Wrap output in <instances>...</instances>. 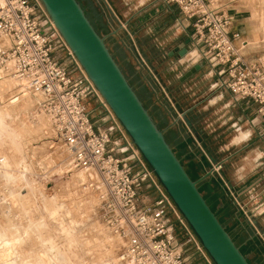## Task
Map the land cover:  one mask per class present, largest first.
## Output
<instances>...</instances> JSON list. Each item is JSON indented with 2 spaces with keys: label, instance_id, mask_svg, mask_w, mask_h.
Instances as JSON below:
<instances>
[{
  "label": "rangeland",
  "instance_id": "374dc122",
  "mask_svg": "<svg viewBox=\"0 0 264 264\" xmlns=\"http://www.w3.org/2000/svg\"><path fill=\"white\" fill-rule=\"evenodd\" d=\"M79 2L105 39L130 84L163 129L167 141L178 153L177 142L183 139L185 150H194V134L189 129V122L194 114L181 112L179 106L180 103L183 108H188L193 102L190 97H182V78L185 75L183 72L193 64L203 63L206 66L207 69L199 76L200 80L203 79V92L197 97L199 99L207 93L211 94L209 99L213 105L208 110L211 119L207 124L211 127L201 131L203 141L196 143L204 155H207L208 151L213 154L217 152L221 159L230 152L227 148L223 152L219 151L222 145L238 135L241 130L249 132L248 137L238 142L231 151L251 143L244 148L250 158L244 161L248 169L243 171L242 176L247 185L258 181L252 186H259L255 194L260 195L249 200L251 194L240 196L229 189L220 172H231L232 169L224 167L223 164L219 171H210L204 176L203 181L212 185L215 180L220 186H224L234 208L230 209L231 225L226 221L223 222L224 225L251 264H264V214H261V209L253 212L259 203L252 205V202L264 195V165L259 167L255 161V158L264 152V140L257 137L263 129L256 128L260 123H247L245 120L239 124L234 123L238 121L242 111L233 104L227 107L233 99L231 93L217 85L218 76H208L209 66L197 57L192 56L175 66L173 71L168 70L169 64L177 56H169L166 53L168 47L156 49L155 45L159 42L166 44L167 39L175 36V43L183 42L189 37L183 30L187 21L180 9L172 4L174 10L168 11V3L164 0ZM219 2L234 8V12H238L241 18H249L256 26L254 37L247 38V54H264V0ZM141 18L144 20H140ZM190 32H193L191 26L188 27V34ZM188 49L194 51L195 47L190 44ZM189 54L192 55V52ZM61 57L65 64L70 65L66 51L61 52ZM4 83L9 84L7 81ZM10 86L6 85L2 90L0 85V111L3 110L8 118L11 116L9 120L6 119L4 126L0 127V154L4 156L6 166L17 172L16 184L19 185V193L15 198L23 208L22 229L17 232L10 222L2 220L0 264H121L118 258L123 250V242L99 219L97 200L84 189L87 178L80 181L78 177V172L82 169L73 166L64 144L55 138L47 118L38 111L34 97L20 94V88L14 80ZM15 95L19 97L17 101L13 100ZM87 103L93 120L103 116L104 111L99 113L101 109L96 98H89ZM3 111L1 113L4 114ZM214 130L216 131L213 132ZM146 164L150 168L147 162ZM254 166H257V169L252 171L250 168ZM7 175L11 177L8 173ZM229 175L233 180L240 182L241 174ZM156 181L161 191L156 186L149 187L147 183L143 185L142 195L145 201L155 202L161 197V192L165 195L169 200V216L188 262H203L204 256L209 254L157 177ZM244 184L240 182L238 185Z\"/></svg>",
  "mask_w": 264,
  "mask_h": 264
},
{
  "label": "built area",
  "instance_id": "2783aa9c",
  "mask_svg": "<svg viewBox=\"0 0 264 264\" xmlns=\"http://www.w3.org/2000/svg\"><path fill=\"white\" fill-rule=\"evenodd\" d=\"M164 1L176 5L187 21L185 27H192L190 43L197 59L209 66L211 77H219L217 85L236 102L256 103L264 121V54H243L248 42L232 30L230 8L219 0ZM62 51L67 52L70 65L63 62ZM6 79L17 82L20 94L34 97L73 166L85 172L84 189L96 198L99 219L123 242L121 264H191L169 216V200L161 192L159 199L148 203L142 195L146 183L160 190L153 170L42 0H0V80ZM89 98L98 100L99 113L104 111L97 120L92 119ZM221 168L222 163H216L213 171ZM16 173L0 154V226L5 219L18 232L23 208L15 198L19 193ZM199 264L215 263L205 255Z\"/></svg>",
  "mask_w": 264,
  "mask_h": 264
},
{
  "label": "water",
  "instance_id": "95a60500",
  "mask_svg": "<svg viewBox=\"0 0 264 264\" xmlns=\"http://www.w3.org/2000/svg\"><path fill=\"white\" fill-rule=\"evenodd\" d=\"M57 29L215 264H251L153 119L79 0H42ZM191 39L177 52L184 57ZM174 51L171 52V55ZM202 68L197 64L182 78Z\"/></svg>",
  "mask_w": 264,
  "mask_h": 264
},
{
  "label": "crops",
  "instance_id": "0c3cea01",
  "mask_svg": "<svg viewBox=\"0 0 264 264\" xmlns=\"http://www.w3.org/2000/svg\"><path fill=\"white\" fill-rule=\"evenodd\" d=\"M166 6H167L168 11L174 10V5L167 4ZM230 10H231L230 12L234 18L232 30L240 32L241 36L243 38L242 40L247 41L248 40L247 38L254 37L255 31H256V26H254L251 23L249 18H246V17L241 18V16L239 15L238 12H236V11L234 12V8H230ZM140 20L143 21L144 19L141 18ZM183 30L186 31V35L189 36L188 38H190L191 32L188 34V27H183ZM176 37L177 36H175L174 38L167 39L165 42L166 44H163L164 42L163 43L159 42L158 44L155 45L156 49H160V47L166 46V47H168V50L166 51V53L169 56H177V57H175V60L172 61V63L169 64V66H168V70H170V71H173L175 66H177L178 64L184 63L185 60H187V59L189 60L192 56L196 58L198 55L197 51L194 50V51H190V52H192V55L188 54L186 57H181L177 52L178 46L181 42L175 43ZM190 44L188 45V48H189ZM237 44L241 45V41H237ZM172 51H174L173 55H171ZM247 51L249 52V44H247L245 47H243L242 52H243V54H245L248 57H253V56H249L247 54L248 53ZM196 65L197 64H193V66L189 67V69L184 71L183 74H186L189 70H191V68L195 67ZM201 66H202V68L200 71L196 72L191 77L187 78L186 81H184V82L182 81V85L184 87V89L182 90V97H185V96L190 97L191 99H193V102L190 104V106L188 108H183L181 106V104L179 103L181 112H183V113L191 112L194 114L193 118L189 122V129L194 134V136H193L194 137V139H193L194 150L193 149H190L188 151L185 150V148L183 147L185 145V139L182 140L184 142H182V141L177 142V149L179 150V153L176 151V148H174L172 145L171 146H172L173 150L176 152L177 157L180 159V161L184 165V167L187 170V172L189 173V175L192 177L193 180L197 181L198 187H199L201 193L206 198L207 202L209 203V205L211 206L213 211L216 213V215L219 218V220L221 221V223L224 225L223 222L226 221L231 225V223H232V221H231L232 212L230 211V209L234 210V208H232L233 202H232L231 198L229 197L228 193L225 191L224 186H220L219 183H217L218 181H215V180H214V184L210 185L209 182L206 183L205 180L203 181V178L210 171H213L214 166L216 164L215 162L222 163L224 167L228 166L229 168L232 169L231 172L230 171L227 172L225 170H222V172H220L222 178H224V180L226 181V185L229 189L235 191L240 196H249V194H251L249 200H252V199H254V197H257L258 195H260V194H258V195L255 194V192H257V190H258L257 188H259V186H254V185L252 186V184H256V182H258V181L256 180V182H253L252 184L247 185L246 179L243 180L244 178L242 176L243 171L245 169L246 170L248 169V166L246 164H244V161L250 158V156L247 155L248 153H246L247 152L246 149H244V148L250 146L251 143H246V144H244V146L235 148L234 150L231 151L232 147H235V145L238 142H240V141H242L248 137L249 132L241 130L238 135L231 138L225 145H222L219 148V151L223 152L227 148V151H230V152H228V154L221 159L219 158L217 152H215L213 154V153H210V151H208L207 152L208 156L206 154L204 155L203 153L200 152L199 146L197 145V143H200L203 141V136L201 134V131L208 130L211 127L210 125H207L211 119V116H210V113L208 112V110L213 105L209 99L211 94L207 93V94H205V96H202L199 99L197 97L201 92H203L202 91L203 88L201 87V85H202L201 81L203 79L200 80L199 76H200V74L204 73V71L207 69L203 63L201 64ZM208 76H211V75L208 74ZM210 89H212V88H210ZM208 99H209V101H208ZM234 102H236V101H234V99H231V101H229V103L227 104V107H230L233 104L234 106H238V108L242 111L241 115L238 116V121H236L234 123L239 124V122H242L244 120L247 123L248 122L253 123V124L260 123L256 128L257 129H263V132L261 134H259L260 136L258 135L257 137L260 138V140H264V135H263L264 134V121L261 119V117L259 116V114L257 112L258 111V105L252 101H250V102L240 101V102H236V104H234ZM256 114H258V115H256ZM254 117H256V118H254ZM153 119H154V117H153ZM228 120H229V118H228ZM155 122L157 123V121H155ZM215 131L216 130H214L213 132H215ZM210 154H211V156H210ZM207 159H210L212 161L209 162V160H207ZM255 161L258 162L257 166H259V167L261 165H264V152H262V154H260L258 157H256ZM257 166H254V168H250V169L252 171H255L257 169L255 167H257ZM231 173H236L237 175L241 174L239 176L240 177L239 181L242 183H245L244 186H239L238 184L240 182H238V180H233L232 177L229 175ZM260 179L262 180V178H260ZM200 182H202L201 187H200ZM257 203H259V205L254 208L253 212L255 210L261 209V212H262L261 214H264V195L260 196L259 199L256 200V202H252V205H255ZM245 205L247 206L248 204L246 203ZM243 209H245V208H243ZM224 227L227 229L226 225H224ZM227 231H228V229H227ZM231 237L234 240V237L232 235H231Z\"/></svg>",
  "mask_w": 264,
  "mask_h": 264
},
{
  "label": "bare ground",
  "instance_id": "6f19581e",
  "mask_svg": "<svg viewBox=\"0 0 264 264\" xmlns=\"http://www.w3.org/2000/svg\"><path fill=\"white\" fill-rule=\"evenodd\" d=\"M190 53V51H188V53L184 56V57H186L188 54ZM5 81H7L9 84H6V83H4ZM13 81V80H12ZM12 81H9L8 79H6V80H4V81H1V83H0V85L3 87V88H5L6 87V85L8 86H10V83L12 82ZM11 87V86H10ZM14 98H13V100H15V101H17L18 99H17V97H16V95L15 96H13ZM15 101H11V102H15ZM2 107V106H1ZM1 111H3V110H1ZM1 111H0V127H1V125H5V122H6V119L8 118L7 116H6V114H5V112H4V114L3 113H1ZM6 111V110H5ZM11 118V116L8 118V120ZM10 124H12V123H10ZM3 125V126H4ZM78 177H79V179H80V181H84V180H86V178H87V176H86V174H85V172L84 171H82L81 170V172L79 171L78 172ZM87 181V180H86ZM7 238V237H6ZM8 239H9V237H8ZM2 240H4V239H2ZM10 241H11V239H10ZM5 242V241H4ZM2 245V244H1ZM4 247V246H3ZM13 247V246H12ZM7 248V247H6ZM12 251V250H11ZM7 252H8V250H7Z\"/></svg>",
  "mask_w": 264,
  "mask_h": 264
},
{
  "label": "trees",
  "instance_id": "16d2710c",
  "mask_svg": "<svg viewBox=\"0 0 264 264\" xmlns=\"http://www.w3.org/2000/svg\"><path fill=\"white\" fill-rule=\"evenodd\" d=\"M177 207V206H176ZM181 213V212H180ZM181 215H182V213H181ZM182 217L184 218V216L182 215ZM185 219V218H184ZM185 221H186V219H185ZM187 222V221H186ZM187 224H188V222H187ZM189 225V224H188ZM190 226V225H189ZM191 228V227H190ZM192 229V228H191ZM193 231V230H192ZM200 241V240H199Z\"/></svg>",
  "mask_w": 264,
  "mask_h": 264
}]
</instances>
